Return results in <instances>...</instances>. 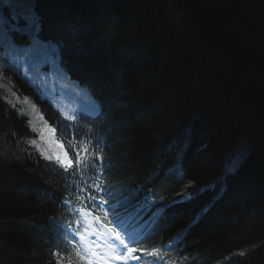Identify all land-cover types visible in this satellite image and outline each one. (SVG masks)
I'll return each mask as SVG.
<instances>
[{
    "label": "trees",
    "instance_id": "trees-1",
    "mask_svg": "<svg viewBox=\"0 0 264 264\" xmlns=\"http://www.w3.org/2000/svg\"><path fill=\"white\" fill-rule=\"evenodd\" d=\"M27 1L101 111L66 120L16 77L66 170L0 92V264H56L83 211L143 250L130 264H155L153 249L160 264H264V0ZM73 153L96 161L93 178Z\"/></svg>",
    "mask_w": 264,
    "mask_h": 264
},
{
    "label": "rangeland",
    "instance_id": "rangeland-1",
    "mask_svg": "<svg viewBox=\"0 0 264 264\" xmlns=\"http://www.w3.org/2000/svg\"><path fill=\"white\" fill-rule=\"evenodd\" d=\"M17 14L28 15L34 19L36 41L34 42L29 35V43L17 42L10 28L7 31L5 25L0 27V92L4 100L28 118L31 129H35V137L31 141L34 140L36 143L31 144L39 154L43 158L52 157L45 159L65 169L57 162L56 157L60 156L63 159L66 153L67 160L71 161L69 154L64 144L57 138L55 129L46 120L35 98L25 91L26 86H22L16 80L17 73L33 87L41 99L49 102L66 120L74 121L82 114L97 116L101 107L89 89L73 79L62 66L59 43L40 38L39 20L30 2L10 0V4H6L0 0V16L9 17ZM247 155V147L238 149L227 171L235 170ZM198 191L201 189L195 190ZM94 217V214L89 215L86 211L75 214L74 226L70 230L72 251L59 258L63 264H89V261L91 264H125L124 260L113 257L127 253L121 252L122 246L118 241L96 234L106 230L101 227L103 222L95 221ZM108 227L119 232L121 238L130 247L129 237L122 229L110 225ZM81 234L86 237L87 243L80 239ZM129 263L130 260L127 264Z\"/></svg>",
    "mask_w": 264,
    "mask_h": 264
},
{
    "label": "snow or ice",
    "instance_id": "snow-or-ice-1",
    "mask_svg": "<svg viewBox=\"0 0 264 264\" xmlns=\"http://www.w3.org/2000/svg\"><path fill=\"white\" fill-rule=\"evenodd\" d=\"M4 3L6 4H10V0H3ZM21 21H23V25H21ZM7 24L8 27L15 31V32H24L25 34H29L32 36L33 41H36V36H35V31H34V27H35V21L32 17L28 16V15H24V14H17L15 16H9V17H4V16H0V27H2L3 25ZM70 119H72V117H70ZM33 131H35V129H33ZM54 131V130H52ZM30 143L35 144L36 142L30 141ZM82 151L85 153H88L89 149L88 147H83ZM73 155H75L77 157V161L76 163L78 165H86V167L77 169L76 171L80 174L81 179L83 178V173L87 172L90 178L94 177L95 174V165H96V161L93 159L91 162H88L85 159H81L79 157L78 153H73ZM67 154L65 153V158H61L60 156L56 157V160L58 163L61 164V166L65 167V169L67 170L68 168L71 167V161L67 160ZM46 159H52V157L48 156L45 157ZM73 174H76L75 172ZM85 187L90 188L91 186L87 184V181H83ZM83 190V189H81ZM96 190L97 191H101V189L99 188V185L96 186ZM89 201H96V197L95 196H89L87 198ZM105 201L103 199H101L97 204H95V207H99L100 204H103ZM86 207V206H85ZM90 215V213H88ZM102 219H104V223L101 225L102 228H104L106 231L105 232H97L96 234L98 235H105L106 237H111L112 239H114L115 241H118L119 244L122 246L121 248V252L122 253H127V255H116L113 258L117 259V260H124L125 264H127V262L129 260H139L140 259V255H136L135 253L141 252L143 250L134 248V247H129L128 244L125 243V241L121 238L120 233L115 231V229L108 227V224L110 223V221H108L106 219V214L105 217H101L100 215H97L94 217L95 221H101ZM80 239L82 241H85L87 243V239L86 237L81 234L80 235ZM111 247V244L109 245ZM146 255H150L153 257H156V261L155 264H160V256H159V252L156 249H153L151 252H146ZM57 256H59V253H56ZM241 255H243V253H241ZM56 264H63L62 260H57ZM89 264H91V261H89Z\"/></svg>",
    "mask_w": 264,
    "mask_h": 264
}]
</instances>
